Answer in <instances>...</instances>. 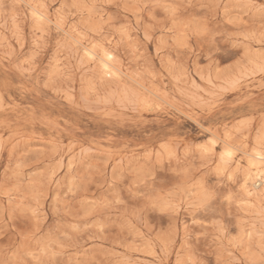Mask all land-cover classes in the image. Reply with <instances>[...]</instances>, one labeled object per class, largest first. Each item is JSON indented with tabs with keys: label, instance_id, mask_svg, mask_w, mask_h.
Returning <instances> with one entry per match:
<instances>
[{
	"label": "rangeland",
	"instance_id": "1",
	"mask_svg": "<svg viewBox=\"0 0 264 264\" xmlns=\"http://www.w3.org/2000/svg\"><path fill=\"white\" fill-rule=\"evenodd\" d=\"M262 148L264 0H0V259L264 264Z\"/></svg>",
	"mask_w": 264,
	"mask_h": 264
},
{
	"label": "snow or ice",
	"instance_id": "2",
	"mask_svg": "<svg viewBox=\"0 0 264 264\" xmlns=\"http://www.w3.org/2000/svg\"><path fill=\"white\" fill-rule=\"evenodd\" d=\"M106 57L108 60H112L113 57L111 55H107ZM106 71L107 72H111L110 68L106 67ZM233 155L232 150L228 149L226 146V150L224 153H222L221 158L224 159L225 157L231 158V156ZM258 155L260 158V162L264 163V148L261 149V151L259 153L257 152H253L252 155H249L247 153H245V156H247V158L249 159V161H251L253 159L254 156ZM243 158V157H242ZM227 180L229 181H234V176L233 175H228L226 177ZM235 183H240L239 180H235ZM246 185H247V181H244V184L241 185L242 189H246ZM253 187L259 192V194L264 197V185H253ZM249 196L253 195V193L251 191H248L247 193ZM223 195L224 200L228 201L229 203H231L233 196L234 195H238V193H233V192H229L228 194H220ZM217 197V193L213 190L210 189H205V197H204V201L203 203L200 205V207H206L208 205V202L211 201L213 198ZM213 225H219V221L213 220L212 221ZM220 230H223V226L220 225Z\"/></svg>",
	"mask_w": 264,
	"mask_h": 264
},
{
	"label": "bare ground",
	"instance_id": "3",
	"mask_svg": "<svg viewBox=\"0 0 264 264\" xmlns=\"http://www.w3.org/2000/svg\"><path fill=\"white\" fill-rule=\"evenodd\" d=\"M87 51V50H86ZM90 53V52H89ZM260 160V158H259V156H255L253 159H257V158ZM251 161H253V160H251ZM258 161V160H257ZM259 163V162H258ZM250 166H252V167H254L253 168V172H255V175L254 176H252L250 173H249V170H251V167H250V169L246 172V174H245V178H244V181H247V185H246V189H242V191L244 190V192L246 193H244L245 195H248L247 193H248V191H250L249 189H248V184H249V182L252 180V178H255V185H264V172L263 171H261V169H260V167L259 166H257L256 164H254V163H250ZM251 171V172H252ZM257 183H259V184H257ZM244 184V183H243ZM253 184V185H254ZM249 196V195H248ZM252 197H253V195H251ZM250 197V196H249ZM249 197H247V198H249ZM251 198V197H250Z\"/></svg>",
	"mask_w": 264,
	"mask_h": 264
},
{
	"label": "clouds",
	"instance_id": "4",
	"mask_svg": "<svg viewBox=\"0 0 264 264\" xmlns=\"http://www.w3.org/2000/svg\"><path fill=\"white\" fill-rule=\"evenodd\" d=\"M0 264H30V261L15 259V260H7V259H0ZM41 264H45V262L41 261Z\"/></svg>",
	"mask_w": 264,
	"mask_h": 264
}]
</instances>
